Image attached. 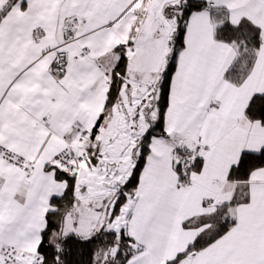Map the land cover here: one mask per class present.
<instances>
[{"label": "snow or ice", "instance_id": "snow-or-ice-1", "mask_svg": "<svg viewBox=\"0 0 264 264\" xmlns=\"http://www.w3.org/2000/svg\"><path fill=\"white\" fill-rule=\"evenodd\" d=\"M0 264H264V0H0Z\"/></svg>", "mask_w": 264, "mask_h": 264}]
</instances>
